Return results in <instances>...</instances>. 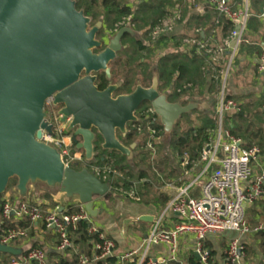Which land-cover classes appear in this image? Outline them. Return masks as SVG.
<instances>
[{
	"label": "water",
	"instance_id": "1",
	"mask_svg": "<svg viewBox=\"0 0 264 264\" xmlns=\"http://www.w3.org/2000/svg\"><path fill=\"white\" fill-rule=\"evenodd\" d=\"M102 27V20L92 25L76 0H0V196L16 178L22 200L31 188L45 187L77 196L96 217L95 198L112 194L109 183L88 168L66 166L60 151L41 141L42 129L52 132L45 121L51 97L62 106L59 115L61 123L69 124L67 132L74 131L76 150L94 162L99 160L97 136L104 150L132 160L136 143L127 146L120 136L127 135L129 123L139 121L137 110L144 103L153 107L166 136L183 115L205 108L194 101L170 102L168 94L159 92L157 74L151 87L138 84L128 94L116 95L119 84L99 89L98 74L111 78L110 65L125 48L123 38L140 37L125 26L111 37L108 33L107 40L99 39ZM0 253L19 256L23 251L0 244ZM195 256L201 260L198 252Z\"/></svg>",
	"mask_w": 264,
	"mask_h": 264
},
{
	"label": "built area",
	"instance_id": "2",
	"mask_svg": "<svg viewBox=\"0 0 264 264\" xmlns=\"http://www.w3.org/2000/svg\"><path fill=\"white\" fill-rule=\"evenodd\" d=\"M239 1L245 3V12L233 11L226 0H207V3L220 14L238 24V27H235L229 38L225 40V46L211 48L196 38H188L186 42L195 45L199 51L204 52L213 60L217 57L215 55L223 54L225 49L229 48L231 59H233L243 41L250 15L247 8L249 0ZM260 16L264 18V11ZM180 19L181 15L177 13L168 21L176 24ZM160 28L157 27L153 32L156 37L160 31H170L172 26H169L166 21L164 27L161 30ZM234 40L236 41L235 46H229ZM258 73L264 77V45L258 58ZM46 111L45 121L52 126V132L49 133L46 129H42L41 141L57 148L66 166L72 168L81 166L84 162L83 152L73 150L71 135L67 132L65 124L61 123V115L54 107L53 97L46 101ZM240 111L241 106L237 101L224 94L221 96L216 133L199 155L200 168L197 176L176 190L163 213L155 220L149 234L143 239L140 248L115 255L113 240L108 238L105 232L93 222L84 204L79 211L69 212L62 210L58 205L46 209L40 203L32 204L18 197L13 200L7 199L4 202L2 216L7 220H26L29 224L27 227H13L0 231V244L20 248L23 253L19 256L3 253L0 255V264H52L48 252L43 247L36 245L22 247L19 242L28 239L29 228L41 227L56 236V250L67 254L74 248L73 234L77 231L79 222L83 220L91 223L90 233L98 235L100 239L94 247L99 253H93L92 257L80 253L73 264H92L110 256H115L118 264H128L131 261L136 264H169V260L176 258L179 241L183 236L194 238L195 249L201 257V262L208 264L210 252L204 246L206 238L209 235L227 232L247 234L249 232L247 210L255 202L264 198V171L259 174L254 171V164L261 156V150L257 146H246L242 138L223 125L227 113ZM155 115L157 114L151 105L141 107L138 111V119L141 121L138 129L141 130L143 125L150 129V124L157 123L158 119ZM107 171V169L94 168V174L99 175L103 172L104 182L111 186V178ZM196 188L200 189L197 197L192 194ZM130 197L139 200L134 191L130 193ZM170 214L176 216L178 221L173 227L166 228L164 220ZM256 230L264 231V218ZM161 244L168 246L169 259L150 258V249ZM243 254L244 246L240 238L233 239L226 250L224 264H243ZM69 263L72 262L59 264Z\"/></svg>",
	"mask_w": 264,
	"mask_h": 264
},
{
	"label": "crops",
	"instance_id": "3",
	"mask_svg": "<svg viewBox=\"0 0 264 264\" xmlns=\"http://www.w3.org/2000/svg\"><path fill=\"white\" fill-rule=\"evenodd\" d=\"M184 6L178 7L175 6L172 10V12L175 14L180 13L181 19L178 21L174 27V30L172 29V34H167L166 38H169V40L176 41L175 46L178 42H180V46H184V50L182 52H175L172 54H178L181 53L180 56H178L182 60L191 59L193 56V49L196 51L197 54H203L204 52H201L198 50V48L190 43L186 42V39L188 38H196L200 41L206 43L211 48H218L220 46H225V40L229 38L230 34L232 33L233 29L238 27V24H233V29L228 31V35L226 37L223 36L222 31V19L219 18V15L215 13L212 6H210L207 3V0H183ZM233 11L236 12H245L246 11V5L245 3H242L240 1L236 0H226ZM248 12H249V18L247 20L246 30L244 32L243 41L240 43L238 47V51L236 52L233 59L230 55L231 49L226 48L224 53L221 55H224L227 57V63L225 66V72L220 73L219 81L222 79V82L225 84L223 87V91L219 93V95L216 94V97L214 100H212L211 97H214L215 95L211 94L209 86L210 81H212V78L214 76L213 72L210 70L207 74L206 80L203 83H206L205 87H207V90H204V94L201 95V97H190L189 94L191 93V89L188 88L187 95H183L182 97L178 98L177 101L181 103L182 101L189 99L194 102L202 103L204 104L205 108L203 110H195L197 112H208L215 110V114L218 113L219 109V100L221 96L224 94L226 97L234 99L237 101L241 106V113L243 112V117L241 118L238 115H234L233 118L231 117L232 113H227L225 117L227 116L229 119H225V128L230 129L233 133L235 132V129L237 127V124L241 122L243 118L247 119L244 122H251L254 124V126L258 128H262L264 131V77L261 76L258 73V58L259 54L263 48L264 45V18L260 16V14L264 11V0H249L248 3ZM192 17H201V24L197 25ZM227 20L228 17L225 16ZM184 19V20H183ZM209 22H211L210 27H205V25ZM230 21V20H229ZM231 22V21H230ZM199 26V27H196ZM205 29H204V27ZM197 34H201L200 38H198ZM233 42V41H232ZM231 42V43H232ZM231 43L229 46H231ZM190 49V50H189ZM205 54V53H204ZM207 55V54H206ZM210 57V56H209ZM211 58V57H210ZM209 58V59H210ZM212 59V58H211ZM210 59V60H211ZM216 66L217 64L214 63ZM157 72V71H156ZM231 76V80L229 82L228 90L229 92H226V84L227 79ZM168 84V83H167ZM198 85L197 87H199ZM202 89V87H199ZM163 93L168 94L169 96L172 94V83L170 84L169 89L161 91ZM204 99V100H202ZM180 100V101H179ZM237 136V135H236ZM241 137V136H240ZM244 144L247 146V144L244 142ZM128 159V158H127ZM132 161V160H128ZM200 166L197 163V171L196 176L198 174ZM254 171L255 173L259 174L264 171V152L261 151V156L257 160V162L254 164ZM190 180L186 181L180 186H175V188L170 189V191H174L176 193V190L185 186ZM140 183H137L139 185ZM47 192L49 194H47ZM200 192L199 188H196L192 194L196 196ZM174 193V194H175ZM120 196V195H119ZM116 196V197H119ZM107 197V196H106ZM106 197H96L94 200V208L97 210L98 214L96 217L92 216L93 222L98 225L106 234V236L113 240L115 244L114 254L119 255L122 254L125 251L132 250V249H138L141 247V244L143 242V239L149 234L155 220L163 213L166 207L159 208L155 207V205H149L146 206L143 203H139V200H131L128 198H118L116 200L117 206H112L109 203V199ZM121 197V196H120ZM173 197V196H172ZM30 201H34L37 203H40L44 208H52L55 206H60L62 210H70L71 208L75 207L77 211L80 210V208L83 206L82 203L79 201V198L77 196H74L72 198L67 197V195L64 192L61 191H55L52 192L50 190H47L45 187H42L40 190H34L31 188L29 191V196L27 198ZM171 198L169 199V201ZM136 202L140 205H136L137 208H132L128 202ZM169 203V202H168ZM168 205V204H167ZM166 205V206H167ZM133 209H135L138 214L135 215L133 213ZM122 214H127L130 217V221L123 225V217ZM121 215V216H120ZM136 216V217H135ZM146 218V219H144ZM247 218H248V224H249V232L245 235H239L235 232H227L224 234L219 235H209L206 240L205 244L208 242V244L213 248L214 254L219 247V237L220 235H226V234H234L235 237L228 240L224 250L223 254L217 258L216 263L213 262L212 264H224V259L226 255V250L228 248L229 243L235 239V238H245L247 237L251 232H254L256 235L258 232L256 229L259 225V223L264 218V198L258 200L255 202L252 206H250L247 210ZM140 222L142 224H145L147 226V231L145 233L139 232L137 230V222ZM178 221V218L172 214L167 215L164 220V226L166 228L173 227L176 222ZM251 226L253 228H251ZM257 237V236H256ZM56 236L48 231H46L44 228L41 227H34L29 228V236L27 240L19 242L22 247H27L30 245H36L43 247L49 255V259L52 262V264H59L63 261L67 262H75L78 254L83 253L80 251V248L74 244V248L70 250L67 254L60 253L56 250ZM257 245L255 244L252 247L253 254H250L248 258L243 255V264H263L264 261V253L259 248L260 240L257 239ZM244 249L246 242L241 241ZM195 247V240L192 236H183L179 241V249L178 253L175 259L169 260V264H173L174 262H177L179 264H188V259L185 257H180L179 250L184 252L191 246ZM204 244V245H205ZM196 252V251H195ZM195 252L193 253L195 255ZM169 248L166 245H155L153 246L149 251V257L155 260H162V259H169ZM179 255V256H178ZM198 260V259H197ZM201 262V260H199ZM130 263V262H129Z\"/></svg>",
	"mask_w": 264,
	"mask_h": 264
},
{
	"label": "trees",
	"instance_id": "4",
	"mask_svg": "<svg viewBox=\"0 0 264 264\" xmlns=\"http://www.w3.org/2000/svg\"><path fill=\"white\" fill-rule=\"evenodd\" d=\"M77 1V8L83 9L85 14L92 19V25L96 24L98 21H103V27L98 35V38H102V32L106 31L105 27L108 25L109 27L115 28L116 30H119L125 26H130L135 32H137L141 40L136 41L131 39L130 36H127V38H124V43L127 45V41H131L132 46L138 47V49L142 50L146 46H149L148 35L153 32V30L157 27H164V24L166 21H168L172 16H174V13L172 12L173 8L175 6L181 7L184 6L183 0H138L137 4H131L129 3V0H76ZM239 1V0H236ZM257 1V0H255ZM229 4V3H228ZM230 6V4H229ZM231 7V6H230ZM217 16L219 15V18L222 19V31L223 36L226 37L229 33V29H233V24L229 20L225 18V15L220 14L215 8H213ZM194 22L197 25L201 24V17H192ZM184 20V19H183ZM180 21V20H179ZM211 22L208 21V23L205 25V27H210ZM199 27V26H196ZM204 27V26H203ZM204 27V29H205ZM144 31L143 36L140 33L141 31ZM198 38H200L201 34H197ZM160 38H166L165 35L159 36L156 42H160ZM152 39V42H153ZM180 42L177 43V45L180 46ZM128 47L123 50L116 61H114L111 64V78H107L106 74L104 72L100 73L98 75L97 79V85L99 89L103 90L105 89L109 84H119L120 87L118 88L116 95L119 94H128L132 91H129L128 89L135 83H139L141 81L143 86L148 87L152 83V74L153 70H148V67L145 68V78L142 80L138 79L136 80L131 75L126 74L124 79L122 81H119L117 83L115 79L118 73H115L114 69L115 66L119 67L123 60L121 58V54L124 55H132L128 58L126 63H130L132 60H134V57L139 50H134V52H131L132 46L129 44ZM210 57L206 54H197L196 51L193 49V57L191 59L182 60L180 59L176 54H172L161 61V64L156 68L158 73V79L159 83L160 80H165L166 83L171 84L173 82L174 78L176 82H182L186 83V85L180 84L179 86H175L174 89H172V94L169 96L170 102L177 101L178 98L182 97L183 95H187L188 93V85L191 83L192 85H195L196 83L200 84L201 81L206 80L207 74L210 70L206 67L208 66V61H211L209 59ZM135 61V60H134ZM201 63V68L199 66H196L197 63ZM197 67V68H195ZM217 72L214 73V76L212 78L213 83L211 88L214 89V87H217V84L219 81L216 77H220V73L218 69L221 68L220 65H216ZM207 68V69H206ZM200 69H204V76H199L202 73L199 72ZM127 68L124 67V71H126ZM132 70V67L130 68ZM128 72H132V71ZM199 73V74H198ZM117 74V75H116ZM176 75V78L173 77ZM217 75V76H216ZM206 76V77H205ZM205 77V79H204ZM175 82V83H176ZM147 84V85H145ZM177 85V83L175 84ZM124 90H128L124 92ZM191 97V94H189V98ZM192 99V98H190ZM180 101V100H179ZM189 99H186L182 101L181 103L183 105H187L189 103ZM199 114V116H209L212 118V120L215 122V112L214 110L208 111V112H197L193 111ZM185 114L181 117L179 122L174 126L177 127L178 124H180L181 120L184 118H189L191 114ZM217 115V114H216ZM234 115H238L241 118L243 117V112L238 113H232L231 117L233 118ZM138 116V114H137ZM157 120L156 124H150V129L146 125L142 126V129L139 130L141 121L133 122L128 124V133L125 137L120 136L121 141L127 145L130 146L134 141H137L139 139V143L137 144V147H142L143 150L140 152V155H144L146 157V160L144 159L142 162H146L148 165V169L138 168L139 165L136 162H130L128 161L127 157L123 154H121L118 151H109L104 150L102 148L103 139L101 136H97L95 141V158H98V162L94 161H87L84 151V162L81 164V166L76 167L75 169L81 170L83 168H88L91 172L94 173V168H102L107 169L111 178V186H112V196L115 197L117 195L123 196L125 198L135 200L130 197V193L134 191L135 196L139 198V202H141V198L146 194V191H148L150 188H153L151 185V182L149 179L151 176H155V179L157 183L162 181V179H165L167 174L165 173V169L161 168L162 160L159 158L152 156V151L149 150V143L153 142V140H156V136H159L160 134H164V126L160 122L159 116L155 115ZM229 119L227 116L225 119ZM247 121V119L243 118L240 123L237 124V127L235 129L234 134L237 136L245 135L247 138V146H253L252 143L256 140L257 144L262 148L261 151L264 152V131L262 128H258L254 126L251 122H244ZM208 121L207 125H204L199 128H190L183 132V134H178L173 132L171 134V145L173 146L176 153L183 156H188L191 163H194L199 159V155L203 149V147L212 140L216 133V129L213 131H210L211 128L215 127L214 122ZM212 124V125H210ZM210 125V126H209ZM154 131L155 133H153ZM132 143V144H130ZM73 150H76V144L73 142L72 145ZM151 149V148H150ZM139 169L136 171V169ZM176 168L171 170L170 173L175 172ZM118 173L115 175V173ZM152 173V175L150 174ZM169 174V173H168ZM101 181L104 182L103 179V172L101 174H95ZM143 179L145 180L143 182ZM137 183H140L137 185ZM17 185V179H11L9 186L6 190V192L0 196V231H3L7 228H21V227H27L28 222L26 220H7L4 219L2 216V206L4 202L9 199L13 200L15 198L19 197V192L16 189ZM11 186V187H10ZM10 187V188H9ZM11 189V192L9 194L8 190ZM31 190V189H30ZM146 190V191H145ZM145 191V192H144ZM47 194H49L47 192ZM29 196V195H28ZM199 196V194H196V197ZM20 198V197H19ZM28 198V197H27ZM26 199H21L22 201H26ZM169 196L164 193H159L157 190L154 191V194H152L149 198L148 202L154 203L155 206L159 208H164L169 202ZM29 203H36L34 201H30ZM69 212H77V209L75 207L71 208ZM90 227L91 223L88 221H81L79 222L77 231L73 234V243L77 245L80 248V251L87 254L88 256L92 257L93 253H99V251L95 250V244L100 242V239L98 235L90 233ZM257 239L260 240L259 248L264 253V231H258L256 232ZM205 247L210 246L208 243L204 245ZM210 256L214 255V251L209 248ZM246 253L248 256L250 254H253V250L251 246H246ZM0 255H3V253H0ZM209 257V260L211 259ZM68 263L67 261H63ZM69 264H73L69 263ZM92 264H118L117 259L115 256L107 257L106 259L96 261ZM128 264H136L134 261H131ZM173 264H179L177 262H174ZM188 264H203L199 260H197L196 256L194 254H191L188 259Z\"/></svg>",
	"mask_w": 264,
	"mask_h": 264
},
{
	"label": "rangeland",
	"instance_id": "5",
	"mask_svg": "<svg viewBox=\"0 0 264 264\" xmlns=\"http://www.w3.org/2000/svg\"><path fill=\"white\" fill-rule=\"evenodd\" d=\"M137 2H138V0H129V3H131V4H137ZM167 23L169 26H172V29L174 30V27L176 24L171 23L170 21H167ZM105 30L106 31L109 30V31H111V33L117 31V30L115 31V28L113 29L112 27H109L108 25L105 27ZM154 30H153V32H154ZM160 30H161V28H160ZM171 30L167 31V32L166 31H164V32L160 31L159 34L157 35V37L163 36V35L166 36L167 34H172ZM106 31L102 32V34H101L102 37L106 36ZM143 32H144L143 30L140 32L142 34V36L144 34ZM153 32H151L148 35V39H146V40H148L147 42H149L148 43L149 46H146L142 50L138 49V47L132 46L131 41H127V45L129 44L130 46H132L131 52H134V50H139V52L135 56H133L135 61L132 60L130 63H126V61L132 55L129 54L127 56V55L121 54L122 55L121 58L123 60V63L119 67L115 66V69H114L115 73H118V75L116 74L117 78L115 79V81L117 83H119V81H122L126 74L131 75V77L134 76V78L136 80H138V79L142 80L143 78H145V71H146L145 68L146 67H148L149 71L153 70V72H154L156 70V68L161 64V61L164 60L165 58L167 59V57L172 55V53H174V51L175 52L176 51L182 52V50L185 49L184 46H175L176 41L175 40L171 41V40H169V38H160L161 41L156 42L157 39H153L154 37H156ZM152 39H153V42H152ZM177 55L180 56L181 53H178ZM191 55L193 56L192 53H191ZM215 56H217L216 59L215 60L211 59V61H208V63H207L208 66H206V67L209 70H211L214 74L217 72V69H216L217 67L214 65V63H216L217 65L221 66V68L218 69V70H220L219 73H221L222 71L225 72V66H227L226 65L227 57H225L224 55H221V54L220 55L218 54ZM196 66L201 67V63L198 62ZM124 67L127 68L126 71H124ZM131 67H132V70H130ZM195 68H197V67H195ZM201 68H205V66L201 67ZM129 70L132 72H128ZM204 71H205L204 69H200L199 72L202 74L199 76H204ZM173 77L176 78V75ZM205 77H204V79H205ZM172 79H173L172 89H174L175 86H179L180 84L186 85V83L176 82V80L174 78H172ZM230 80H231V76L229 75V77L227 79V84H226L227 88L225 89L227 93L229 92L228 87H229ZM200 81H201L200 84L196 83L195 85H192L190 83L187 86L188 88L191 89V93H192L191 97H197V96L201 97V95L204 94V90H207L206 88L209 87L210 91L212 92L211 94L215 95L214 97H211L212 100H214L216 97V94L219 95V93H221L223 91V89H224L223 87L225 86V84L222 82V79L220 81H217L218 82L217 87L215 86L214 89L211 88L213 80L210 81L209 86L207 85V87H205L206 83H203L205 81H203V80H200ZM175 82L177 83V85H175L176 84ZM138 84H143V83L140 81ZM138 84H136V81H135V83L128 90L134 91V89L137 87ZM145 85H147V84H145ZM198 85H200L199 87H202V89L197 87ZM169 87H170L169 83L167 84L165 82V80H160V91L167 90V89H169ZM128 90H124V92H126ZM202 100H204V99H202ZM146 105L149 106L150 103H144L142 105V107L146 106ZM56 110L58 111L57 108H56ZM214 112H215V110H214ZM212 118H210L209 116H203V115L199 116L198 113L193 112L190 116V119L184 118L183 120H181L180 124H178L177 127L174 128V132L176 133V135L183 134L184 131H186L190 128H199V127H202L204 125H207L208 121H210V120H211V122L213 121ZM223 123H224L223 125L225 127V123H226L225 119H224ZM213 124H215V127L211 128L210 131H213L218 126V114L217 115L215 114V122ZM210 125H212V124H210ZM240 138H242L243 142H245L247 144V138L245 135H242ZM170 139H171V135L166 136L165 131H164V134H160L159 136H156V140H153V142L149 143V144H151V147H148V148L150 151H152V156L162 160V163H160L161 164L160 167L165 169V173L167 174V176L165 177V179H162V181H160L159 183H157L155 176H151L149 181L151 182V185L153 186V188H150L148 191L145 190L146 194L143 196V198H141L142 201L139 202V203L145 204L146 206L154 205V203L148 202L150 196L152 194H154V191L157 190L159 193H164V194L168 195L169 198H172V196L174 195L175 192L170 191V189H172L170 186H173V187L180 186L183 183H185L186 181L192 180L196 176L197 161L194 163H191L188 156L182 157L181 155L176 153L173 146L171 145ZM134 142L136 143V147L133 150V155H132L133 157H132L131 162H136L139 165L138 168L148 169V167H147L148 164L146 162H142L144 159L146 160V157H144V155L143 156L140 155V152L143 150V148L141 146L137 147L138 146L137 144L139 143V139L137 141H134ZM130 144H132V143H130ZM252 145L259 147L260 150L262 149L257 144L256 140L252 143ZM138 168L136 169V171L139 170ZM174 168H176V171L170 173L171 170L173 171ZM150 174L152 175V173H150ZM144 181L145 180L143 179V182ZM8 192L10 194L11 189H9ZM117 196H119V195H117ZM106 198H108L110 200L109 201L110 205L116 206L117 201H118L116 199H118V198L120 199L123 197L122 196L121 197L120 196L119 197H116V196L113 197L111 194V195L107 196ZM27 202H30V200L27 199ZM139 203H136L133 201L128 202V204L132 208H135V209L137 208L136 205H138V206L140 205ZM118 205L119 204H117V206ZM135 209H133V213H135V215H137L138 212ZM121 215L124 219L122 224L126 225L131 220L130 219L131 216H128L127 214H122V213H121ZM136 222H137V225H135V226H137L136 227L137 230L139 232L145 233L147 231V226L145 224L138 222V221H136ZM251 228H253V227L251 226ZM233 237H235L234 234L220 235L219 247L217 248L215 254L212 255V257L209 255V257H211V259L208 261V264H212L213 262L216 263L217 258H219V256H221V254H223L222 252H223L228 240L233 238ZM240 240L245 241L248 246H251V245L253 246L254 244L256 246L257 242H258L257 237L254 234V232H251L245 238H240ZM247 245H245V246H247ZM209 248L211 250H213V248L211 246L205 247V249L208 251H209ZM195 251H196V249L192 244V246L190 248H188L187 250H185L184 252L179 250V255H180V257L187 258L191 254H193ZM243 255H244V257L248 255L246 253V247L244 249Z\"/></svg>",
	"mask_w": 264,
	"mask_h": 264
},
{
	"label": "flooded vegetation",
	"instance_id": "6",
	"mask_svg": "<svg viewBox=\"0 0 264 264\" xmlns=\"http://www.w3.org/2000/svg\"><path fill=\"white\" fill-rule=\"evenodd\" d=\"M117 31H118V30H117ZM117 31H116V32H117ZM116 32H112V33H111V31L107 30V31H106V35L109 33V37H111V36H113ZM127 36H130L131 39L133 38V40H136V41H137V40H138V41L141 40V37H138V38H137V37H132L131 35H127ZM127 36H125L124 38H127ZM109 37H108V38H109ZM103 38H106V40H107V37H102V38L99 37V39H103ZM124 38H123V40H122V44H123V46H125V48H124L123 50H125V49L128 47V46L124 43ZM106 45H107V43H106ZM106 45H105V46H106ZM103 49H104V48H103ZM103 49L98 50L97 52H100V51H102ZM123 50H122V51H123ZM122 51H121V52H122ZM121 52H120V53H121ZM120 53H118V56H117V58H116L114 61H116V60L118 59ZM114 61H113V62H114ZM113 62H112V63H113ZM112 63H111V64H112ZM110 66H111V65H110ZM156 71H157V70H155V71L153 72V74H152V83H153V78H154L155 74H157V77H158V73H157ZM98 75H99V74H98ZM139 82H140V81H139ZM152 83H151V85H152ZM141 85H142V84H141ZM151 85H149V86L146 87V88L151 87ZM144 87H145V86H144ZM135 89H136V88H135ZM135 89H134V90H135ZM158 89H159V92H160V93H163V92L160 91V83H159V87H158ZM168 100H169V96H168ZM54 107L57 108L58 111H60V109L62 108V106H60V105L57 106V105H55V104H54ZM141 107H142V106H141ZM141 107H140V108H141ZM140 108H139V109H140ZM139 109L137 110V114H138ZM68 126H69V124H65L66 130H67ZM73 132H74V131L70 132L69 134L71 135L72 142L75 143V140H74V133H73ZM77 139H78V140H81V138H79V137H77Z\"/></svg>",
	"mask_w": 264,
	"mask_h": 264
}]
</instances>
